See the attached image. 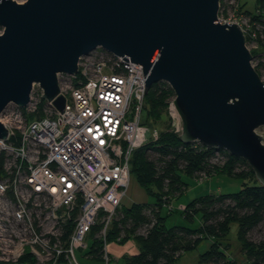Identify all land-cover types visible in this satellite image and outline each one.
Instances as JSON below:
<instances>
[{"label": "water", "instance_id": "water-1", "mask_svg": "<svg viewBox=\"0 0 264 264\" xmlns=\"http://www.w3.org/2000/svg\"><path fill=\"white\" fill-rule=\"evenodd\" d=\"M219 3L0 0V116L26 107L34 85L62 111L59 75L77 74L80 58L102 48L143 67L145 94L168 83L182 143L244 159L264 187V81L239 25L218 22Z\"/></svg>", "mask_w": 264, "mask_h": 264}, {"label": "built area", "instance_id": "built-area-1", "mask_svg": "<svg viewBox=\"0 0 264 264\" xmlns=\"http://www.w3.org/2000/svg\"><path fill=\"white\" fill-rule=\"evenodd\" d=\"M218 22L241 27L252 66L264 81V8L248 15L239 0H220ZM59 86L65 98L62 111L34 85L26 107L10 104L0 116L8 130L7 139L0 140V264L17 262L26 249L37 263L63 258L80 264L76 251L87 247L85 239L95 225H102L98 235L106 242L130 185L132 154L159 138L157 129L142 123L145 78L140 64L98 48L80 58L77 74L59 75ZM173 100L167 115L171 130L180 135ZM220 153L224 156L217 151L212 163H225V156L215 162ZM168 201L163 197L170 213L174 208ZM70 222L73 231L63 241ZM154 222L137 234L146 235ZM104 250L109 264L106 243Z\"/></svg>", "mask_w": 264, "mask_h": 264}, {"label": "trees", "instance_id": "trees-1", "mask_svg": "<svg viewBox=\"0 0 264 264\" xmlns=\"http://www.w3.org/2000/svg\"><path fill=\"white\" fill-rule=\"evenodd\" d=\"M242 8L248 15L254 13L246 10L243 5ZM260 8H264V0L257 1L256 10ZM174 97V92L167 83L153 84L144 95L142 123L155 128L154 123L163 122V118L168 116L169 102ZM44 104L43 100L37 113L39 117L43 116ZM217 151L225 156V163L222 165L212 163ZM1 169L2 159L0 174ZM130 172L146 194L156 198V202L123 207L107 231L106 242L94 237L102 228L100 224L95 225L89 233L94 239L87 253L90 258L103 260L105 243L114 241L123 244L134 241L139 252L122 257L125 264H176L182 254L196 249L206 239L210 241V246L200 255L198 264H237L224 252V249L229 248L225 240L232 225L237 224V240L247 264H264V234L258 241L249 239V233L264 223V187L257 181L244 159L198 142L184 144L180 135L168 127L167 130H159L157 141L140 147L132 154ZM218 174L235 178L251 177L256 184H244L235 193L208 194L196 198L185 205V210L181 212L188 221H193L199 215L201 225L196 229L183 226L168 228L166 217L161 215L163 197H167L169 201L173 197H179L187 188L184 177L199 180L200 177L209 179ZM153 220L155 222L146 235L137 234L139 228ZM73 227L72 222L66 225L63 241L69 238ZM12 264H37V261L30 250L26 249L21 258ZM59 264H66L65 260L61 258Z\"/></svg>", "mask_w": 264, "mask_h": 264}, {"label": "rangeland", "instance_id": "rangeland-1", "mask_svg": "<svg viewBox=\"0 0 264 264\" xmlns=\"http://www.w3.org/2000/svg\"><path fill=\"white\" fill-rule=\"evenodd\" d=\"M15 1H17L18 3H22V2H25L26 0H15ZM239 1H240V4L243 5L244 8L248 11H255L257 8V1L258 0H239ZM2 32H3V28L0 27V34ZM163 120H164L163 122L158 121L157 123H154L155 124L154 129H157L158 131L160 129L167 130L168 127H170V129H171V121H170L169 117L165 116L163 118ZM256 132L262 136L263 143H264V127L258 128ZM218 155H219L218 157L220 160H215L216 163H219L221 161L222 158H220V157H224V156H221L222 155L221 153ZM222 164L223 163H221L220 165H222ZM184 182H186V184H187L186 190L179 197H176V198L173 197L170 201L172 207L174 208L173 212L169 214V210L167 207H163L161 209V215L166 217V226L168 228H171L174 226H183V227L196 229L201 225L199 215L194 217L193 221H188L184 218L181 210L179 209V207L182 204L187 205L192 200L199 198L201 196L208 195V194L235 193V192H238L239 190H241L243 188L244 184H247V185H255L256 184L255 180L252 179L251 177H249V178H235V177H229V176L224 175V174L213 175L209 179H203V177H200L199 180H196V179H193L190 177H184ZM134 183L135 182H133V186H134ZM139 189H140V187L137 188V190H139ZM131 193H132L133 197L135 195H137L138 200H144L145 202H147L149 204H154L156 202V198L154 196L146 195L143 190H139V192H137V194H135V191H133ZM123 207H126V206H123L122 204L119 206V208L116 211V215H115L114 219L117 218V214L119 213V211ZM101 216H103V215H101ZM237 231H238L237 224H233L231 231H230L229 235L227 236V239L225 240V242L229 244V248L224 249V252H226V254L229 257L234 259L237 262V264H247V259H246L245 255L241 252L240 245H239L238 240H237ZM263 234H264V223L261 224L259 227L253 229L249 233V239H251L252 241H258L263 236ZM94 237L101 239V237H99L98 234L95 235ZM122 237L123 236H121V238ZM121 238H119V240ZM85 242L87 244V247L76 251V256H77L79 263L80 264H107L105 257L103 258V260H98V259L90 258V255H87L88 251L91 248V245L94 242V239L91 235H88L86 237ZM128 242H130V241H128ZM128 242L121 244V243L111 241V242L106 244V250L108 252V257L110 259L109 264H125V261L122 258L123 256L119 257L116 255L115 257H112L109 252L111 250H113L114 247H117L118 249L126 248V246H128V245H126V244H128ZM132 243L134 244L135 242L132 241ZM209 246H210V241L204 239L203 241H201V243L197 246L196 249L189 250L186 253L182 254L181 257L177 260L176 264H198L200 255L203 252H205L209 248ZM104 251L105 250L103 248V252ZM127 254L131 255L132 253L128 252ZM37 264H59V262H57V263H46V262L38 261ZM208 264H216V263H208Z\"/></svg>", "mask_w": 264, "mask_h": 264}, {"label": "crops", "instance_id": "crops-1", "mask_svg": "<svg viewBox=\"0 0 264 264\" xmlns=\"http://www.w3.org/2000/svg\"><path fill=\"white\" fill-rule=\"evenodd\" d=\"M133 182H135L134 186H133ZM139 187L140 186L136 182V180L131 177V181H130V185H129L127 194H126L125 198L122 200V203H121L123 206L130 207L131 205L136 204V203H147L144 200H138L137 199V195H135L134 197L132 196L131 192L135 191V194H137V192H139V190H143L141 187H140L139 190H137V188H139ZM145 194H146V192H145ZM182 205H184V204H182ZM126 245H128V246H126V248H122V249H118L117 247H114L113 250H111L109 252L110 255L112 257H115L116 255L119 256V257H122V256L124 257V256H132V255H135V254H137L139 252L137 245L135 243L133 244L132 241L128 242V244H126ZM128 252H131L132 254L128 255L127 254Z\"/></svg>", "mask_w": 264, "mask_h": 264}, {"label": "bare ground", "instance_id": "bare-ground-1", "mask_svg": "<svg viewBox=\"0 0 264 264\" xmlns=\"http://www.w3.org/2000/svg\"><path fill=\"white\" fill-rule=\"evenodd\" d=\"M238 25V24H237ZM240 27V26H239ZM241 28V27H240Z\"/></svg>", "mask_w": 264, "mask_h": 264}]
</instances>
